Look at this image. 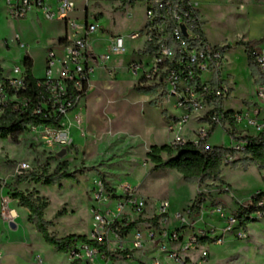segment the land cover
Wrapping results in <instances>:
<instances>
[{"label":"rangeland","instance_id":"rangeland-1","mask_svg":"<svg viewBox=\"0 0 264 264\" xmlns=\"http://www.w3.org/2000/svg\"><path fill=\"white\" fill-rule=\"evenodd\" d=\"M201 4L203 27L209 41L213 43L223 42V39L230 41L236 38V34L244 28L245 19L242 13L236 10L235 0H205ZM264 1V0H263ZM203 5V6H202ZM42 14V13H41ZM88 21L96 19V23L106 30L107 35L126 34L130 31L137 30L143 25V9L141 4L131 5L128 2L121 0H102L100 2H91L86 12ZM70 18L77 24L83 22L84 11L82 3H77V10L70 14ZM34 26L27 23L24 19L12 20L4 15L0 19V65L3 68V75H9L14 65L22 67V60L28 56L33 63L32 72L36 77H42L45 60V45L49 39H55L63 33V20H46L43 15H38L34 20ZM18 34L20 40L24 43L23 47H18L15 36ZM96 50L98 54H102L106 49V37H102ZM140 44L139 41L127 42V52L120 57H113L107 66L112 67L115 63L120 64L117 70L116 80L128 81L131 73L127 70L128 62L140 57V53L133 50L134 47ZM133 51L132 55L130 52ZM243 52L239 50L230 52L228 59V67L236 76L237 85L236 92L229 80H226L228 86L227 96L220 99L219 106L223 110V105L228 104L234 108L231 114L248 113L255 115L256 124L236 125L234 120L227 119L222 122L212 137L210 147L223 146L233 147L236 144H242L233 140L230 137L231 131L236 135L257 136L264 133V119L255 113L253 98L257 97L256 84L250 77V81L245 73L244 67L247 66V59H242ZM246 55V54H245ZM225 57L221 67L226 63ZM117 66V65H116ZM105 71V70H104ZM220 72L221 78L222 73ZM107 74L108 78L115 80L112 75ZM135 85L138 76H134ZM154 104H162L166 100V95L157 90H150L148 93ZM128 100V99H127ZM137 102V101H136ZM142 102V101H138ZM164 104V103H163ZM216 104L211 96L206 100V110ZM227 111V110H226ZM205 112V111H204ZM204 112H201L202 114ZM230 114V115H231ZM203 117L207 118V115ZM232 122V123H231ZM234 141V140H233ZM99 140L98 143H101ZM206 144L208 145L207 141ZM71 147L62 155L60 148L48 144L43 140L38 131L26 127L20 133H13L6 138H0V174L8 181L7 189L9 194L16 190L23 191L26 194L39 196L42 200L48 202L47 208L44 211V218L51 222L49 231L59 237H64L70 234L85 235L89 237L93 227V218L91 214L92 193L99 188L97 182L101 183L103 191L109 196L115 190L112 186L116 185V194L120 195L121 191L117 186L123 182H130L127 176L131 177L137 170H150L149 165L143 167L142 164L147 161L146 153L144 155H136L133 150H128L127 154L120 157H112L107 160L103 156L104 152L99 151L88 155L87 157L75 153ZM236 159L243 158L242 154L238 153ZM21 162L30 164L32 171L41 173L46 171L53 173L59 166L68 172H72L75 178H65L56 185H44L42 182L28 180L23 183H16V168ZM139 166V167H138ZM110 168L114 172V180L107 178L104 174L105 168ZM151 171V170H150ZM163 172V173H162ZM154 173L153 178H157L150 183V201L147 207L148 212L144 211V217L150 218L155 215V205L163 199L169 203L168 220L164 223L156 224L152 221L155 228L151 241L146 239L147 249L144 252H135L132 258H124L117 261L118 264H138L139 262H148L154 255L162 264H179L175 261H167L165 254L159 251L157 244L163 243L166 250L176 255V258L185 260L188 264H264V218L254 217V221L246 223L245 231L247 236L243 239L237 238L233 231L225 230L227 217L234 216L235 211L241 207H247L251 204V197L259 191L264 190V169H258L254 164H250L246 169L243 168V163L238 162L235 166L225 165L221 169L220 180H208L200 187L197 186V192L200 191L205 196V203L201 206L198 216H188L189 207L194 200L196 192V183H190L183 179L182 175L175 170H163ZM223 182V184H222ZM127 184V183H126ZM228 188V191H224ZM4 190L3 193H6ZM115 192V191H114ZM113 194V193H112ZM112 195L109 202H102V208H109L114 212L115 202H125L123 196ZM214 199L222 201V207H212L211 202ZM15 200V199H14ZM15 207L23 219L28 235L16 233V230H11V236L15 239L21 237L26 240V250H23L22 259H18L19 264H35L36 256L43 260V264H71L68 253H59L51 245L45 243L32 225L29 219V212L26 208L19 205L16 200V205L11 202V207ZM124 213L131 214L129 206L125 207ZM184 213V215H183ZM177 214H182L184 220H178ZM186 214V215H185ZM127 217V216H126ZM129 218L132 216L128 215ZM235 217V216H234ZM145 223H151L150 221ZM19 224V220L15 222ZM151 223V224H152ZM1 224V223H0ZM242 227H244L241 224ZM9 228V227H8ZM136 229L141 231L146 230L144 223L137 225ZM161 232H175L178 240H168L159 236ZM25 233V232H24ZM207 234L211 238L213 236L222 235V242L217 243L213 240L196 241L195 245L190 249H183L190 237L198 234ZM4 234L3 236H5ZM197 238V237H194ZM152 246V248H151ZM150 247V248H149ZM113 249V245H110ZM205 252V256L201 254ZM116 258V257H115ZM119 259V257H117ZM117 258L115 260H117ZM17 261L12 258H5L2 264H17ZM97 261L105 263L106 261L99 258ZM115 261H108L107 264H114ZM77 264H83L78 262Z\"/></svg>","mask_w":264,"mask_h":264},{"label":"built area","instance_id":"built-area-1","mask_svg":"<svg viewBox=\"0 0 264 264\" xmlns=\"http://www.w3.org/2000/svg\"><path fill=\"white\" fill-rule=\"evenodd\" d=\"M78 1L58 0L52 7L46 0H5L6 13L10 19H24L31 10L37 9L46 20H63L73 37L66 36L47 49L43 75L40 78L35 77L37 90L33 95L29 92L30 85L26 80L23 66L14 65L11 73L0 79V117L6 109L23 114L32 104V112L49 123L30 128L38 131L48 144L60 149L70 147L72 138L64 126V119L89 90L98 88L95 81L97 70L102 68L114 76L116 70L107 66V62L113 57L124 55L127 52V42L139 41L140 44L133 50L139 52L140 57L128 62L127 70L133 76H138L139 86L163 92L167 100H173L177 106L186 110V113L168 129L178 130L188 123L191 114H201L204 111L209 124H215L217 128L222 125V114L216 105L220 103L221 98L227 96L229 89L226 80L220 75L224 52L220 49L222 46H214L207 40L202 41L198 36L196 27L203 31L198 0H135L134 4H141L143 9L142 27L126 34L114 35H107L106 30L96 23V19L88 21L87 15L79 24L72 20L70 14L75 10ZM81 1L86 13L91 2L102 0ZM126 2L130 3L129 0ZM102 37H106V49L104 53L98 54L96 46L103 41ZM15 41L18 47L24 46L17 35ZM145 48L149 49L144 52ZM257 62L264 75L263 54L257 56ZM256 92L264 104V84L256 85ZM208 96H211L216 104L206 110ZM112 102L113 100L106 99L105 104L107 106ZM104 114L107 116L105 112ZM232 118L235 123L245 122L251 126L256 124L255 115L250 116L247 112L234 113ZM194 133L196 137L194 143L197 144L206 136L207 129L201 126ZM105 134H111L110 129ZM180 141L183 140L176 138L172 143L179 144ZM205 146L209 145L205 143ZM232 148L240 150L243 144L238 143ZM146 151H149V147ZM28 171H32V168L27 162L19 163L16 168L17 175ZM97 184L99 188L92 193L93 227L87 238L99 245L105 244L107 251L119 259L112 260L97 246L81 242L68 252L70 260L83 264H103L97 261L101 258L106 261L104 264L108 261H115L114 264H118L117 261L121 259L132 258L135 252H144L147 249L146 239L153 245L152 236L155 228L152 221L156 218L158 224L168 220V201L160 200L156 205L155 215L148 219L143 216L146 201L138 196L129 184H121L119 186L121 194L117 195L115 189L111 196L102 190L100 182ZM6 186V181L0 182L1 191L7 190L0 196V218L11 223L18 214L15 208L11 207L13 198ZM224 191H228V188ZM112 195L123 196L126 199L125 202L114 203V212L100 205L102 202H109ZM127 206L130 207L131 214L123 212ZM257 206H264V201L259 200ZM128 215L132 217L129 218ZM256 216L264 218V210L252 213L250 218ZM177 217L178 220H184L182 214H177ZM147 219L152 224L145 223ZM131 222H135V227L123 232L122 228ZM142 223L146 225V230L136 229V226ZM224 228L233 231L237 238L243 239L247 236L244 227L234 216L227 217ZM206 235L202 233L194 236L197 238L190 237L183 249L192 248L200 238H208L217 243L223 240L221 234L211 238ZM159 236L166 241L178 240L175 232H161ZM111 244L113 249L110 248ZM155 247L165 254L167 261L188 264L185 260L176 258L172 250L167 251L163 243L159 242ZM201 256H205V252ZM37 264H42L40 258H37ZM138 264L162 263L153 255L148 262Z\"/></svg>","mask_w":264,"mask_h":264},{"label":"crops","instance_id":"crops-1","mask_svg":"<svg viewBox=\"0 0 264 264\" xmlns=\"http://www.w3.org/2000/svg\"><path fill=\"white\" fill-rule=\"evenodd\" d=\"M79 1L82 3V9L84 11L83 2L81 0ZM198 1L200 2L202 30L207 42L212 44L209 41L203 27V13L201 10V4H204L206 1ZM57 2L58 0H46V3L52 7H54ZM77 3L76 8L72 13L76 12ZM235 3L236 10L241 12L245 19L244 28L242 31L236 34L235 39H231L230 41L223 39V42L212 44L214 46H223L225 44H229L230 46L224 53L226 63L224 64L223 71L221 73L222 77H224L223 79L229 80L231 82L234 92H236L235 86L237 85V80L236 76L233 75L231 69L228 67L227 58L230 56V52H235L240 49V51L243 52L242 59L245 61L246 55L244 52V47L241 44H237V42L258 40L264 36V1L235 0ZM4 15L7 16L5 0H0V19ZM38 15H42L41 11L33 9L24 18V21L34 26L33 22L36 20ZM85 15L86 13L84 11V19ZM63 25V33L55 39H49L45 45V48L48 49L56 41L64 39L66 36L73 37L71 30L65 25V22ZM16 35L20 39V36L18 34ZM259 50L260 53L264 55V43L259 45ZM132 53L133 52H130V55H132ZM112 65V68L116 70L113 76L115 80L109 79L107 74H105L104 69L99 68L95 74V81L98 88L89 90V92L79 101L77 106L72 111H70L64 119V126L68 129L72 138V145L66 149L61 148V151L65 150L66 152L68 149L73 147L72 149L75 153L87 157L88 155L95 152L98 155L99 151L102 150L104 152L103 156H105L107 160L110 159L111 156L118 158L125 153L127 154L128 150L135 151L137 156H145L146 148L152 145L161 146L164 144H170L176 138L183 141L195 142L196 137L194 132L199 127H205L207 130L210 128L211 125L208 123V118L203 117L206 114L201 113L191 114V118L187 124L181 126V128L178 130L170 131L168 129L169 126L176 123L178 118L186 113V110L177 106L173 100L166 99L163 100L162 104H154L148 93L137 91L134 88L136 81L133 75H131L128 81L116 80L117 70H119L120 64L115 63V65ZM244 69L248 80L250 81L248 66H245ZM33 76L36 77L34 74ZM106 99H111L113 102L107 104L106 106ZM139 100L142 102H138ZM253 103L254 104L250 105V107L254 106L256 114L258 113V116L264 119L263 102L258 97H256L253 98ZM223 107V110L225 111L234 109L229 107L228 104H224ZM104 112L107 114V116L104 114ZM243 123L244 122H239L236 125H241ZM108 129L111 131V134L109 135L105 134ZM217 129L218 128L216 127L210 138L207 140L208 145L210 142L213 144L212 137L214 136ZM99 140H102V142L98 143ZM231 141L233 143L235 142L233 140ZM142 165L143 167H147L149 165L151 171H140L137 168L131 177L127 176V180L129 179L130 182L128 183L126 181L122 184H129L135 190V193L146 201L147 205L145 210L148 212L147 207L151 198L149 186L150 183L155 181L157 178L159 179V177L153 178L152 175L158 171L152 170L153 165L150 161L147 160ZM159 171L162 172L163 170ZM103 173L106 174L107 178L109 179L108 181L114 180V172H112L109 167L105 168ZM1 181H6L8 184L7 179L3 178L0 174V182ZM112 187L116 189L115 184ZM117 187L119 188V186ZM195 188L196 192L194 194V198L197 193V185ZM3 191L0 189V196L3 194ZM12 203L16 205V200L13 199ZM13 208L15 207L13 206ZM155 208L153 209L154 211ZM15 210L18 214V217L14 220V222L7 223L0 218V264H2V260L5 258H12L16 261L18 259L23 260L22 252L27 248L24 245L26 244L28 237L24 239L23 237L20 239L15 237L14 239L12 238L11 232L9 231V229L16 230V233L21 234L22 227L23 234H25V236L28 235V231L23 224L21 214H19L16 208ZM26 211L28 210L26 209ZM17 220H19V224L15 223ZM4 234L6 235L3 236ZM36 257L40 258L39 256ZM37 258L35 264H37ZM40 259L43 264L42 258ZM17 264H19L18 261ZM24 264L27 263L25 262Z\"/></svg>","mask_w":264,"mask_h":264},{"label":"trees","instance_id":"trees-1","mask_svg":"<svg viewBox=\"0 0 264 264\" xmlns=\"http://www.w3.org/2000/svg\"><path fill=\"white\" fill-rule=\"evenodd\" d=\"M128 0H123L126 2ZM133 5L135 0H129ZM196 32L202 41H205L203 31L196 27ZM264 43V36L258 40L237 42L244 47L246 54L247 66L249 69L250 77L253 79L254 84H264V75L261 73L257 56L260 54L259 45ZM229 44H225L220 49L222 52L229 48ZM149 48H145L144 52ZM22 66L26 74V80L30 85L29 92L33 95L36 90L37 79L33 76L32 60L26 56L22 60ZM2 68L0 66V79L3 78ZM137 91L149 93L152 90L149 87L136 86ZM153 102V101H152ZM33 105L30 104L27 112L23 114L13 113L9 109H6L3 115L0 117V138H6L13 133H20L26 127H36L42 124H48L45 119L32 112ZM222 114V122L228 118L233 120L230 110H222L219 104L216 105ZM231 114V115H230ZM232 123V122H231ZM210 128L207 130L206 136L201 139L197 144L192 141H180L179 144H164L161 146L152 145L149 147V151L146 153V159L153 165V171L172 169L180 173L183 179L190 183H196L198 187L206 183L208 180L214 179L220 180L221 169L225 165L235 166L238 162L243 163V168L246 169L248 165L254 164L258 169H264V133L257 136L248 135H236L231 131L230 137L237 142L243 144V148L236 150L232 147L227 148L223 146H205L206 141L212 135L215 124H210ZM240 153L243 158L236 159L235 156ZM65 178H75L74 173L66 171L59 166L53 173L42 171L36 173L33 171L24 172L16 177V183H23L28 180L35 182H42L44 185H56L59 184ZM223 184V182H222ZM110 192H113L111 190ZM10 196L17 200L19 205L26 208L29 212V219L42 237L43 241L51 245L59 253H68L77 243L86 242L97 246L100 251L104 252L110 259L115 260V255L107 251L105 244L99 245L96 241L89 240L85 235L70 234L64 237H59L56 234L49 231L51 222L44 218V211L47 208L48 202L39 198V196H33L32 194H26L23 191L16 190L12 192ZM114 197V196H113ZM259 200L264 201V190L259 191L257 194L251 197V204L247 207H239L234 216L244 226L246 223L253 222L254 219L250 218L252 213L256 211L264 210V206H257ZM205 203V196L202 192L198 191L196 196L189 207V215L198 216L200 214L201 206ZM222 201L214 199L211 202L212 207H222ZM156 221V218L153 219ZM135 227V222L129 223L126 227H123V232H128ZM209 240L208 238H200L199 241ZM121 253V252H118ZM71 264H77V261H73Z\"/></svg>","mask_w":264,"mask_h":264},{"label":"water","instance_id":"water-1","mask_svg":"<svg viewBox=\"0 0 264 264\" xmlns=\"http://www.w3.org/2000/svg\"><path fill=\"white\" fill-rule=\"evenodd\" d=\"M183 30H184V29H183ZM64 152H65V150H62V151L60 152V154L62 155Z\"/></svg>","mask_w":264,"mask_h":264}]
</instances>
